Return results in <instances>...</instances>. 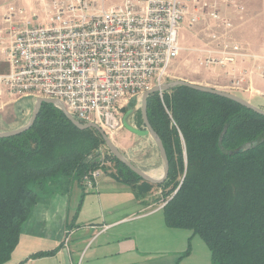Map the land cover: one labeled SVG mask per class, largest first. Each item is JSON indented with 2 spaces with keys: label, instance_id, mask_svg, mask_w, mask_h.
<instances>
[{
  "label": "trees",
  "instance_id": "obj_1",
  "mask_svg": "<svg viewBox=\"0 0 264 264\" xmlns=\"http://www.w3.org/2000/svg\"><path fill=\"white\" fill-rule=\"evenodd\" d=\"M133 106L130 100L124 111ZM146 112L169 162L166 179L156 185L107 148L109 164L101 165L98 149L105 143L98 131L78 129L51 103L41 104L29 129L0 138V264H8L37 198L67 192L96 168L130 185L137 197L159 188L165 224L198 235L211 264H264V115L185 85L148 95ZM133 114L142 124L140 110ZM189 250L188 244L180 257Z\"/></svg>",
  "mask_w": 264,
  "mask_h": 264
},
{
  "label": "built area",
  "instance_id": "obj_2",
  "mask_svg": "<svg viewBox=\"0 0 264 264\" xmlns=\"http://www.w3.org/2000/svg\"><path fill=\"white\" fill-rule=\"evenodd\" d=\"M107 1L41 0L44 21L34 24L24 18V9L9 6V30L0 29L8 64L0 73V97L58 100L75 119L108 134L122 127L121 111L129 100L168 76L185 21L190 28L204 25L199 65L226 67L253 57L230 39L233 23L224 9L232 0H120L106 6ZM240 82L234 79L233 87ZM104 154L99 148L101 165L107 163ZM102 173L90 170L82 185L92 187Z\"/></svg>",
  "mask_w": 264,
  "mask_h": 264
},
{
  "label": "crops",
  "instance_id": "obj_3",
  "mask_svg": "<svg viewBox=\"0 0 264 264\" xmlns=\"http://www.w3.org/2000/svg\"><path fill=\"white\" fill-rule=\"evenodd\" d=\"M32 1L0 0V29L9 30L5 21L9 6L24 9V18L33 24L43 22L46 7L41 0ZM231 4L224 9L233 23L230 39L253 57L237 58L233 64L215 67L211 72L196 67V72L203 71L208 78L198 82L188 75L186 68L193 69L202 55L196 49L205 45L204 25L190 28L185 21L179 30L181 50L168 71L172 66L179 72L171 77L174 80L226 89L264 109V0H232ZM25 5L31 7L26 9ZM233 5L243 9L239 12ZM1 62L8 67L0 46V73ZM169 78L170 75L161 84L173 81ZM237 78H241L240 86L233 87L232 81ZM13 97L7 94L0 97V132L20 127L1 126V111L6 114L10 107L22 101L18 112L21 109V115H26L32 106L33 111L37 99ZM132 109L135 113L136 108ZM133 115L128 117L129 122L142 128L143 122L136 123ZM124 130L115 131L116 147L137 168L159 177L162 160L154 141ZM161 203V199H152L148 194L137 197L130 185L104 172L92 187L74 183L65 193L40 195L22 224L8 264H211L210 251L198 235L165 224ZM188 244L189 253L180 257ZM55 248L57 251L51 255L31 257L36 252Z\"/></svg>",
  "mask_w": 264,
  "mask_h": 264
},
{
  "label": "water",
  "instance_id": "obj_4",
  "mask_svg": "<svg viewBox=\"0 0 264 264\" xmlns=\"http://www.w3.org/2000/svg\"><path fill=\"white\" fill-rule=\"evenodd\" d=\"M178 85H185L188 86L190 88L202 91V92H206V93H211V94H216L222 97H226L229 98L231 100H234L238 103H240L241 105L248 107L252 110H254L255 112H258L260 114L264 115V109L256 107L254 105H252L251 103H249L248 101H246L245 99L231 93L225 90H220L217 88H213V87H207L204 85H200V84H196L193 82H189L186 80H173V81H169L160 85H155L153 87H151L150 89L146 90L142 95H141V105H140V114H141V118H142V122L144 124V126L142 128H138L135 125L131 124L128 120V117L134 113V109H129L126 111L125 115L122 118V126L127 129L129 132L137 135V136H142V137H151L152 140L154 141L159 155L161 157L162 160V173L159 177L154 178L152 176H150L149 174L143 172L142 170H140L139 168H137L135 165H133L129 160H127L125 158V156L119 151V149L116 147V145L114 144V142L111 140V138L107 135V133L98 125L94 124V123H81L80 121H78L77 119H75L72 115H70L64 105L55 99H48V98H43V97H38L36 99L33 111L31 113L30 118L28 119V121L13 130H9V131H4V132H0V138L2 137H9V136H14L17 134H20L21 132L29 129L31 127V125L33 124L39 110L41 107V104L43 102H47V103H51L54 106H56L57 108H59L67 117V119L74 125L76 126L78 129H86V128H93L95 130L98 131V133L102 136L105 146L108 149V151L110 152V154L112 156H114L118 161H120L121 163H123L124 165H126L131 171H133L135 174H137L139 177H141L143 180L148 181L150 183H161L163 182L168 174V170H169V162L166 156V152L163 146V143L161 141V139L159 138V136L157 135V133L153 130V128L151 127L148 118H147V112H146V106H147V97L148 95H150L153 92H163V91H167L175 86ZM225 132V128L223 129L222 133L219 136V143H221L222 140V136ZM242 149H239L238 151H241Z\"/></svg>",
  "mask_w": 264,
  "mask_h": 264
},
{
  "label": "rangeland",
  "instance_id": "obj_5",
  "mask_svg": "<svg viewBox=\"0 0 264 264\" xmlns=\"http://www.w3.org/2000/svg\"><path fill=\"white\" fill-rule=\"evenodd\" d=\"M34 1L35 0H33L32 1V3H34ZM31 2V1H30ZM120 2V0H108L107 2H106V6H108V5H110V4H114V3H119ZM26 9H29L30 7H29V5H25L24 6ZM40 15V14H39ZM40 17H41V15H40ZM195 63H197V62H195ZM196 67H200L199 69L200 70H204V71H206L207 70V72L209 71V72H211V71H213V70H215L214 68L215 67H221V66H218V65H214V66H211V67H205V66H203V65H199V63H197L196 64V66H193V69L192 68H189V67H187L186 69L187 70H189V72H188V75L189 76H191V77H195L197 80H198V82H201V81H203L204 79H208V78H206L205 76V74H204V72L203 71H198V72H196ZM203 68V69H202ZM213 68V69H212ZM7 70H8V67L6 66V64L4 63V62H1V73L2 72H7ZM169 70V69H168ZM179 70H182V69H179ZM217 70V69H216ZM179 72H175V68L174 67H172L171 66V68H170V71H168V75H170V78H169V80H174L173 78H171L172 76H177V75H179L178 74ZM204 86H207V87H212L211 85H209V84H207V85H204ZM213 88H217V87H213ZM217 89H220V90H225V91H227L226 89H222V88H217ZM14 97L13 98H17V99H20L17 95H13ZM21 98H33V97H21ZM132 100H134V108H136V111L139 109L140 110V105H141V98H138V99H132ZM130 102V100L125 104V106H127L128 105V103ZM20 103V104H19ZM22 104V101L21 102H18L17 104H15L13 107H10V112H8V113H6V114H3L4 113V111H1V126H3L4 125V127H6V126H11L12 125V127H14V126H22V125H24L27 121H28V119L30 118V114H31V112H32V107H31V109L28 111V113L26 114V115H21V109L19 110V112H18V105H21ZM17 106V107H16ZM125 106H124V108H125ZM132 107V108H133ZM124 108L122 109V111H121V117L123 118V116L125 115V113H126V111H124ZM129 110V109H128ZM6 122H10L11 124H8V123H6ZM5 123V124H4ZM131 124H133L134 125V123H131ZM121 129H125V128H123V126L121 127ZM126 130V129H125ZM124 130V131H125ZM110 138H111V140L113 141V142H115V137H116V132H113V133H108L107 134ZM152 139V138H151ZM102 149H103V151L105 152L106 151V146L105 145H102V146H100ZM107 152V151H106ZM106 165H108L109 163H105ZM101 169V168H100ZM102 170V169H101ZM162 173V171H158L157 172V176L158 175H160ZM159 192V193H158ZM161 191L158 189V188H153V190H150L149 192H148V195H150L151 197H152V199L153 198H155V200H159V199H161Z\"/></svg>",
  "mask_w": 264,
  "mask_h": 264
},
{
  "label": "bare ground",
  "instance_id": "obj_6",
  "mask_svg": "<svg viewBox=\"0 0 264 264\" xmlns=\"http://www.w3.org/2000/svg\"><path fill=\"white\" fill-rule=\"evenodd\" d=\"M256 86V85H255ZM255 88V87H254Z\"/></svg>",
  "mask_w": 264,
  "mask_h": 264
}]
</instances>
